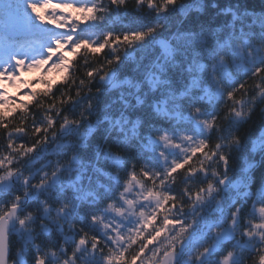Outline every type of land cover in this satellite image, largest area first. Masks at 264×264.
I'll use <instances>...</instances> for the list:
<instances>
[{"label": "snow or ice", "instance_id": "6c2138e0", "mask_svg": "<svg viewBox=\"0 0 264 264\" xmlns=\"http://www.w3.org/2000/svg\"><path fill=\"white\" fill-rule=\"evenodd\" d=\"M103 3L25 0L36 22L54 26L63 34L53 36L50 44H41L44 55L34 59L13 56L11 63L0 66V244L5 246V259L9 256L8 225L16 220L19 225L26 221L39 225L36 234L26 229L28 248L38 250L39 243H47L54 249L53 261L59 264H215L217 260L220 264H264V188L255 192L250 206L234 201L227 219L216 198L217 186L224 183L217 177L221 169L227 172L229 164L223 153L240 143L237 137L248 124L258 121L264 126V42L244 39L234 46L219 38L205 58L188 66L191 83L179 90L165 75L174 49L160 41L164 62L145 74L142 88L133 80L120 79L112 65L119 63L121 47L143 41L149 33L109 31L98 41L77 37L81 25L103 19L108 11ZM110 3L118 7L124 0ZM137 3L143 5L144 0ZM148 6H153L152 0ZM194 7L199 10L200 0ZM48 9L51 11L46 12ZM27 30L26 25L14 22L6 39L26 38ZM194 39L206 46L203 33ZM33 42L22 44L31 47ZM33 72L41 74L35 83L22 79V74ZM56 75L59 79L53 82ZM98 80H105L113 89H135V106L150 102L145 89L167 92L152 108L175 121L176 128L154 133L143 144L145 155L154 154V159L130 164L102 150L116 171L98 169L105 181L88 189L79 174L82 154L73 152L65 161L66 145L58 143L42 158L49 161L51 171L18 172L17 157L31 160V167L35 164L31 158L53 130L72 127L66 113L79 111L81 101L86 108L93 107ZM4 85L25 91L13 99ZM190 96H197L202 104L185 111L184 98ZM121 102L125 108L129 105L123 95ZM203 102L211 116L201 112ZM130 115L134 113L122 111L115 118L106 117L125 132V142H135L143 132L140 121L130 120ZM217 122L223 126L218 127ZM94 131L90 124L87 135ZM84 139L81 134V141ZM249 146L253 152H264V130L253 133ZM215 161L219 163L213 170ZM253 166L249 163L248 168ZM231 187L237 195L253 197L251 191L241 193V188L248 187L242 181ZM29 209L36 212L35 217L24 215ZM34 259L36 264H48L38 254Z\"/></svg>", "mask_w": 264, "mask_h": 264}, {"label": "clouds", "instance_id": "9594fccd", "mask_svg": "<svg viewBox=\"0 0 264 264\" xmlns=\"http://www.w3.org/2000/svg\"><path fill=\"white\" fill-rule=\"evenodd\" d=\"M200 2L201 7L196 10L194 5L197 0H152V7L148 6L149 0H144L143 5H138L137 0H124L123 5L118 7H113L110 0H104L102 7L108 11L103 14L102 20L109 18L108 22L113 23L118 17L122 18L125 13L134 11L139 13L140 27L126 32L149 33L143 41L121 47L119 63L113 64L112 70L120 79L133 80L140 83L143 88L145 74L156 64L164 62L159 42L165 41L175 52L172 62L165 69L166 78L173 88L183 90L191 83V74L187 71L188 66L193 60L205 58L209 48H214L219 38L223 37L231 41L234 46L239 45L244 39L264 42V0H200ZM201 33L204 34L206 46L200 45L199 40L194 39ZM96 83L99 92L93 94V107L88 109L84 101H81L79 111L66 113L68 119L73 121L72 127L62 131L59 128L53 130L48 142L31 158L35 161L31 167V160L17 157L16 170L18 172L23 175L29 173L35 175L38 171H51L48 168L49 161L42 158L45 152H51L58 143L66 145L67 150L63 155L65 161L71 157L73 152L82 154V168L79 174L83 185L88 189H95L99 184L104 183L105 177L98 169L116 171L112 168L111 161L104 158L102 150L122 157L130 164H137V162L142 164L154 159V154L145 155L143 144L151 139L154 133L171 131L176 128L175 121H169L152 108V104L159 103L160 99L167 96V92L153 93L145 89L146 97L151 98L150 102L143 106H135L132 103V97L136 94L135 89L126 87L113 89L105 80H98ZM122 95L129 101L127 108L121 102ZM198 104H202L199 98L190 96L184 98L182 107L187 111L190 106ZM204 105L206 102H203L201 112L205 116H211L212 111ZM261 109H264V105H261ZM122 111L134 113L129 119L139 120L141 123L143 132L135 142L131 140L125 142V132L113 127L106 119V117L115 118ZM90 124L95 127V131L87 135ZM217 125L218 127L223 126L221 122H217ZM257 129L264 130V126L258 121L248 124L237 137L240 143L233 145L223 153L229 157V164L227 172L221 169L217 177V179L223 178L224 183L217 186L216 198L220 201L217 207L225 219L234 201L240 200L250 206L251 200L255 199V192L264 188V152H253L249 146V138L257 132ZM125 131H127V126ZM137 131L140 133V129ZM81 134H85L83 142ZM224 143L227 147V141ZM218 163V161L213 162L211 168L216 170ZM249 163L254 166L248 168ZM245 169L248 170L245 171ZM237 181L248 185L247 189L241 188V193L251 191L253 192L252 198L236 194V190L231 185ZM12 182H15L14 178ZM257 203L261 202L257 201ZM29 214L36 216V212L31 209L24 213V215ZM26 229L36 234L39 225L28 221L24 225H19L16 220L10 222L7 229L9 243L6 246L9 256L5 259V246L0 244V264H21L22 260L23 264H36L35 254L46 260L48 264H59L58 260L53 261L51 251L54 249L47 243H39L38 250L35 246L28 248L25 242ZM215 264H220L219 260Z\"/></svg>", "mask_w": 264, "mask_h": 264}, {"label": "trees", "instance_id": "16d2710c", "mask_svg": "<svg viewBox=\"0 0 264 264\" xmlns=\"http://www.w3.org/2000/svg\"><path fill=\"white\" fill-rule=\"evenodd\" d=\"M54 2H59V0H53ZM77 3H88L91 4L94 2V0H76ZM9 5H12V8H9ZM26 8L25 5V0H9L6 5L0 9V27L3 25H6V21L9 20V18H11L12 16H16L15 14H17L18 16H22V11L24 10L23 8ZM122 11V10H121ZM25 12H29L28 10H25ZM28 16V14H27ZM109 18H105L104 20H97V21H92L89 22L88 24L85 25H81L79 28V31L77 33V37L80 39H86L89 41H93L96 40L98 41L99 39H102V36L104 33L106 32H114V33H121V32H126V31H133L136 30L137 28L140 27V17H139V13L137 12H129V13H125L123 15L122 18H119L116 20V22L113 23H109ZM54 28V27H53ZM55 30V29H54ZM0 33L2 34L3 32ZM63 34L61 33V31L59 30H55V32L53 33V35L51 36V38L53 36H56L58 34ZM5 36V35H4ZM3 37V36H1ZM8 40V39H7ZM9 41V40H8ZM26 41H34L31 44L32 50H29V46L27 44H22L25 43ZM51 39L50 38H45V39H26V38H21L15 42H10L11 44L15 45L16 50L19 49V47L21 48V50H25L28 49V54H29V58H37L40 55H44L43 50L41 48V44H50ZM14 49V48H13ZM22 51V52H23ZM20 52V53H22ZM71 58V57H70ZM40 77L41 75H35V77ZM35 77L32 78V81L35 80ZM26 82L29 83H33L31 80H26L24 79ZM42 86H38L36 87L37 89H39ZM11 98L13 99H17L19 98V95H14L11 94L10 95ZM24 101L27 102L28 98L25 96L23 97Z\"/></svg>", "mask_w": 264, "mask_h": 264}, {"label": "rangeland", "instance_id": "374dc122", "mask_svg": "<svg viewBox=\"0 0 264 264\" xmlns=\"http://www.w3.org/2000/svg\"><path fill=\"white\" fill-rule=\"evenodd\" d=\"M9 0H0V9H2L6 3L8 2ZM56 3V2H54ZM24 10L22 12H24V14L20 17V16H16V18H13L11 17L8 21H7V24L8 27H12L13 23L14 22H18V23H21V24H24V25H28L30 22H32L33 24H35L36 26H38L41 30H45L46 28H49L51 30H54L55 28H53L54 26H51V25H41L39 24L38 22L35 21V18L32 16V14L30 12H27L28 16L25 15V10H27V8H23ZM51 9H48L46 10V12H50ZM58 11V10H57ZM18 19V20H17ZM47 30V29H46ZM55 30H58V29H55ZM60 31V30H59ZM61 34L59 33L58 35L56 36H60ZM2 54L0 53V56ZM11 57L15 56L17 58H26V59H32V58H29L28 56L26 57L24 54L20 53V51H18L17 54H12L10 55ZM70 58V57H69ZM11 63V60L9 58V56L7 57V59H5V61H1L0 62V66H6L7 64ZM40 73L39 72H33V73H24L22 74V79H28V80H31L32 81V78L35 77V75H39ZM41 75V74H40ZM37 78H40L39 76L38 77H35V80ZM53 79V82H55V80H58L59 79V75H56ZM35 80H33L32 82L35 83ZM38 86H41V85H36V87ZM4 89L7 91L8 95L10 96L11 94H14V95H21V93L23 91H25L23 88H17L15 86H9V85H4ZM25 97V96H24ZM162 255V253H161Z\"/></svg>", "mask_w": 264, "mask_h": 264}, {"label": "water", "instance_id": "95a60500", "mask_svg": "<svg viewBox=\"0 0 264 264\" xmlns=\"http://www.w3.org/2000/svg\"><path fill=\"white\" fill-rule=\"evenodd\" d=\"M5 31L7 33L10 31V28H6ZM49 33L48 30H41L38 26L31 24L30 30L26 33V35H32V36H45Z\"/></svg>", "mask_w": 264, "mask_h": 264}, {"label": "bare ground", "instance_id": "6f19581e", "mask_svg": "<svg viewBox=\"0 0 264 264\" xmlns=\"http://www.w3.org/2000/svg\"><path fill=\"white\" fill-rule=\"evenodd\" d=\"M7 21H8V20H7ZM7 21H6V22H7Z\"/></svg>", "mask_w": 264, "mask_h": 264}]
</instances>
